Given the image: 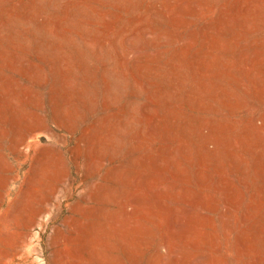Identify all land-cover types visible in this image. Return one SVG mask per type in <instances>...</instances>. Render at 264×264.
<instances>
[{
  "label": "rangeland",
  "instance_id": "rangeland-1",
  "mask_svg": "<svg viewBox=\"0 0 264 264\" xmlns=\"http://www.w3.org/2000/svg\"><path fill=\"white\" fill-rule=\"evenodd\" d=\"M0 264H264V0H0Z\"/></svg>",
  "mask_w": 264,
  "mask_h": 264
},
{
  "label": "bare ground",
  "instance_id": "bare-ground-1",
  "mask_svg": "<svg viewBox=\"0 0 264 264\" xmlns=\"http://www.w3.org/2000/svg\"><path fill=\"white\" fill-rule=\"evenodd\" d=\"M195 3H197V2H195ZM63 12H64V11H63ZM218 25H219V24H218ZM222 25H223V24H222ZM54 26L56 27V25H54ZM55 27H54V28H55ZM217 27H218V26H217ZM110 30H111V29H110ZM210 30H211V29H210ZM208 31H209V29H208ZM187 36H188V35H187ZM213 43H214V42H213ZM190 47H191V46H190ZM137 48H138V47H137ZM139 49H140V48H139ZM45 130H46V129H45ZM143 190H144V189H143ZM56 195H57V194H56ZM56 195H55V196H56ZM55 198H56V197H55ZM85 199H87V198H85ZM129 204H130V203H129ZM166 222H167V221H166ZM181 223H182V222H181ZM169 254H170V253H169ZM170 256H171V255H170ZM172 256H173V255H172Z\"/></svg>",
  "mask_w": 264,
  "mask_h": 264
}]
</instances>
